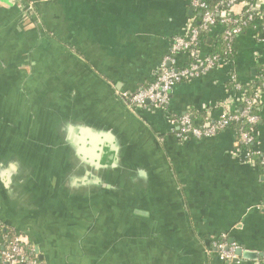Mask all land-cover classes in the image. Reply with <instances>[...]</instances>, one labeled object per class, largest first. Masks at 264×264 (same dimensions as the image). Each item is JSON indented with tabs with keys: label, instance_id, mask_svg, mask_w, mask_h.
<instances>
[{
	"label": "water",
	"instance_id": "water-1",
	"mask_svg": "<svg viewBox=\"0 0 264 264\" xmlns=\"http://www.w3.org/2000/svg\"><path fill=\"white\" fill-rule=\"evenodd\" d=\"M3 1L43 35L26 0ZM6 51L0 41V212L40 234V264H207L214 250L194 235L164 141L136 118L141 109L69 76L66 62L26 81ZM257 256L236 246L231 262Z\"/></svg>",
	"mask_w": 264,
	"mask_h": 264
},
{
	"label": "crops",
	"instance_id": "crops-1",
	"mask_svg": "<svg viewBox=\"0 0 264 264\" xmlns=\"http://www.w3.org/2000/svg\"><path fill=\"white\" fill-rule=\"evenodd\" d=\"M26 1L37 14L41 37L30 22L21 20L17 5L0 3V41L7 48L4 58H18L15 66L24 72L26 81L36 77L40 68L49 71L51 64L66 62L72 65L69 76L91 84L100 81L113 91L128 93L154 81L172 39L184 33L192 16L189 0ZM215 36L205 37L203 54L214 49ZM234 48L232 61L220 62L199 79L177 84L169 111L147 108L135 116L164 141L194 235L211 249L213 241L225 239L258 255L255 261L232 263L210 253L207 264H264V175L260 167L243 160L232 129L209 139L181 142L171 124V118L184 114L200 124L219 118L226 106L231 109L238 96L227 89L232 70L242 86L256 79L257 70L264 68V37L246 31ZM185 63L186 55H178L177 66ZM260 118L254 146L264 151V95ZM8 233L27 237L34 251L38 249L37 255L46 252L36 230L11 225L0 212V251L3 235Z\"/></svg>",
	"mask_w": 264,
	"mask_h": 264
},
{
	"label": "built area",
	"instance_id": "built-area-1",
	"mask_svg": "<svg viewBox=\"0 0 264 264\" xmlns=\"http://www.w3.org/2000/svg\"><path fill=\"white\" fill-rule=\"evenodd\" d=\"M189 5L192 16L188 18L184 33L172 39L169 52L161 61L154 81L136 93H118L119 98L128 108H149L153 111L167 112L171 92L177 84L201 78L217 68L222 61L230 62L227 58L212 55L211 51L207 54L202 53L201 46L208 35L221 38L227 51L234 49L236 40L246 31L264 37V0H217L213 6L204 0H189ZM217 29L219 33L216 34ZM180 54L186 55V63L178 67L177 56ZM261 80V87L256 95L253 99H247L241 90L242 85L238 83L232 70L227 89L238 96L234 103H231V109L226 106L219 118L206 120L200 124H195L189 114L181 115L176 119L171 118L172 126L177 128L174 132L175 137L181 142L192 139L203 140L216 136L232 121L242 120L250 125L256 124L259 122L264 95V78ZM241 104L244 106L237 112ZM256 104L255 110L259 113V117L250 114L251 107ZM254 135L240 131L236 142L237 145L242 146L243 160L248 164L256 163L264 175V151L255 149ZM261 208L264 210V201L261 203ZM235 249L236 245L228 244L224 239L212 242V250L225 262L234 259ZM0 264H40V262L27 237L8 233L3 235Z\"/></svg>",
	"mask_w": 264,
	"mask_h": 264
},
{
	"label": "trees",
	"instance_id": "trees-1",
	"mask_svg": "<svg viewBox=\"0 0 264 264\" xmlns=\"http://www.w3.org/2000/svg\"><path fill=\"white\" fill-rule=\"evenodd\" d=\"M205 2H207L209 5L213 6L217 0H204ZM216 39V43H212L214 49L211 51L212 55H217L218 57L221 58H227L229 60H233L234 56H235V48L231 51H227L225 49V43L221 40V38L217 37L214 38ZM207 43L209 45H211V40H208ZM264 78V69L263 68H259L257 70V76L256 79L250 84V85H244L242 86L241 90L244 94V97H246L247 99H253V97L256 95L257 91L260 89L261 87V83L262 80ZM133 94V93H131ZM244 105L241 104L239 106V109L237 110V112L243 107ZM257 107V104L252 106L250 109V114L251 115H257L259 117V113L255 110ZM174 119H176L175 117H173ZM193 118V117H192ZM260 117H259V121H260ZM194 121V120H193ZM195 123V122H194ZM196 124V123H195ZM259 126V122H257L254 125H250L242 120L240 121H232L228 123V126L226 127V129H232L235 133L236 136H238V133L240 131L242 132H246V133H253L254 135V139H256V131L258 129ZM239 146V145H238ZM239 149H242V146H239Z\"/></svg>",
	"mask_w": 264,
	"mask_h": 264
},
{
	"label": "rangeland",
	"instance_id": "rangeland-1",
	"mask_svg": "<svg viewBox=\"0 0 264 264\" xmlns=\"http://www.w3.org/2000/svg\"><path fill=\"white\" fill-rule=\"evenodd\" d=\"M8 3V2H7ZM10 5V3H8Z\"/></svg>",
	"mask_w": 264,
	"mask_h": 264
}]
</instances>
